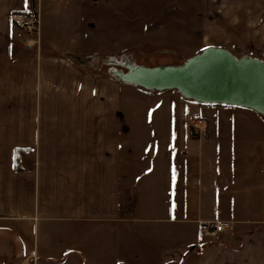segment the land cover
Listing matches in <instances>:
<instances>
[{
    "label": "crops",
    "instance_id": "crops-1",
    "mask_svg": "<svg viewBox=\"0 0 264 264\" xmlns=\"http://www.w3.org/2000/svg\"><path fill=\"white\" fill-rule=\"evenodd\" d=\"M49 1L38 45L10 21L35 0H0V264H264V213L242 207L251 171L237 158L264 163L244 132L264 115L210 110L192 139L187 98L81 63L94 54L67 45L79 28L44 24ZM215 220L231 229L209 242Z\"/></svg>",
    "mask_w": 264,
    "mask_h": 264
},
{
    "label": "rangeland",
    "instance_id": "rangeland-1",
    "mask_svg": "<svg viewBox=\"0 0 264 264\" xmlns=\"http://www.w3.org/2000/svg\"><path fill=\"white\" fill-rule=\"evenodd\" d=\"M43 18L50 30L79 28L80 40L67 45L98 56L91 62L87 57L79 61L85 65L92 63L103 72L117 69L126 73L128 63L148 68L180 65L210 46L226 48L237 57L249 55L264 61V48L251 42L257 37L264 38V0H54L43 7ZM56 35L66 37L62 32ZM238 48L241 49L239 53ZM165 94L174 99L180 96L175 90ZM135 100L149 101L139 96ZM191 105L193 111L186 104L185 114L191 112L193 116L188 130L190 137L196 140H201L207 131L210 110H220L227 115L245 111L225 105H196L193 102ZM199 118L200 123L205 120L204 129L195 125ZM247 128L250 129L244 132L254 134L258 144H252L251 149L264 147V131L251 130L249 125ZM236 136L238 140L235 139L234 144L237 147L243 140L240 135ZM237 158L241 164L247 163L246 170L251 171L239 178L245 185L240 197L242 207L251 210L258 206L263 214V160L256 170L249 168L254 160L248 162L242 155ZM234 161L237 160L233 159L231 163Z\"/></svg>",
    "mask_w": 264,
    "mask_h": 264
},
{
    "label": "water",
    "instance_id": "water-1",
    "mask_svg": "<svg viewBox=\"0 0 264 264\" xmlns=\"http://www.w3.org/2000/svg\"><path fill=\"white\" fill-rule=\"evenodd\" d=\"M241 52V49L237 50ZM123 82L147 90H177L203 104L250 108L264 115V61L237 57L222 47H208L180 65L148 68L126 65Z\"/></svg>",
    "mask_w": 264,
    "mask_h": 264
},
{
    "label": "built area",
    "instance_id": "built-area-1",
    "mask_svg": "<svg viewBox=\"0 0 264 264\" xmlns=\"http://www.w3.org/2000/svg\"><path fill=\"white\" fill-rule=\"evenodd\" d=\"M10 21L20 27L28 37L32 36L31 38L27 39L28 43H36L40 44V36H41V0H35L34 7L27 10V11H18L12 12L10 14ZM34 36V38H33ZM240 49V48H238ZM93 58H98V56H90L87 59L91 62ZM91 66H90V65ZM89 67L97 69L98 67L92 66V63H87ZM119 70H108V73L111 75L118 77L117 72ZM121 80V79H120ZM122 81V80H121ZM201 122V121H200ZM231 229V225L227 221H212L208 222L201 228V235L203 238L206 239H216L218 236L227 230Z\"/></svg>",
    "mask_w": 264,
    "mask_h": 264
},
{
    "label": "bare ground",
    "instance_id": "bare-ground-1",
    "mask_svg": "<svg viewBox=\"0 0 264 264\" xmlns=\"http://www.w3.org/2000/svg\"><path fill=\"white\" fill-rule=\"evenodd\" d=\"M210 47H213V46H210ZM208 48V47H207ZM239 53V52H238ZM246 54V53H245ZM242 55V54H241ZM246 58H255V57H253V56H249V55H246ZM140 65V64H139ZM135 66V65H134ZM123 69V68H122ZM117 70V69H116ZM235 107H240V106H235ZM241 108H245V107H241ZM246 109H250V108H246ZM250 110H252V109H250ZM252 111H254V110H252ZM256 112V111H255ZM258 113V112H257ZM260 114V113H259Z\"/></svg>",
    "mask_w": 264,
    "mask_h": 264
},
{
    "label": "trees",
    "instance_id": "trees-1",
    "mask_svg": "<svg viewBox=\"0 0 264 264\" xmlns=\"http://www.w3.org/2000/svg\"><path fill=\"white\" fill-rule=\"evenodd\" d=\"M188 101L193 102V103H197V104H203V103L197 102V101H195V100H189V99H188Z\"/></svg>",
    "mask_w": 264,
    "mask_h": 264
}]
</instances>
